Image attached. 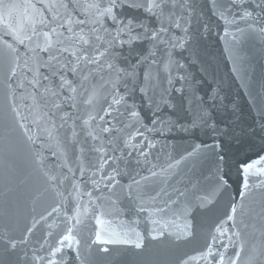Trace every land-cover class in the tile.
Here are the masks:
<instances>
[{
	"label": "snow or ice",
	"instance_id": "snow-or-ice-1",
	"mask_svg": "<svg viewBox=\"0 0 264 264\" xmlns=\"http://www.w3.org/2000/svg\"><path fill=\"white\" fill-rule=\"evenodd\" d=\"M38 3L42 7L27 3L26 7L31 9L27 23L17 24L13 22L12 17L13 11L19 6L0 0V55L11 57V77H15L16 70L21 67V47L24 49V79L18 81L17 87L24 90L21 93L22 99L26 92L27 98L31 100V104L26 107H29L33 116L32 124L36 130L23 122H20L19 126L30 144L35 145L41 137L43 138L40 148L34 153L35 162L52 188L57 202L46 214H42L39 220L34 219L19 238L0 236V264H68L69 252L74 254L76 261L83 264L78 228L89 216L95 219L100 229L96 231L92 243L125 244L143 249L144 237L139 232L135 233L133 240L129 238L128 233L120 235L104 227L110 222L104 219L103 205L97 201L110 200L111 197L106 196L105 192L111 193L118 186L121 190L127 189L126 196L134 203L135 210L148 213V221L153 225L149 233L151 239L172 237L179 241L190 238L193 235L192 220L188 217L191 216L194 206L187 200H179V196L185 195L180 189L174 190L178 196L172 198V193L165 187L175 175L174 170L182 160L166 164L148 161L150 152L145 151V148L150 150L155 148L156 144L141 131L145 126L141 123L140 112L135 101H130L129 98L139 91L148 106L153 109L154 117L162 106L171 108L166 95H161L159 100H156L149 94L154 89L161 71L166 74L172 91L181 94L185 92L184 83L180 87H173L174 80H188L187 72L180 74V70L186 69V65L176 58L175 53L191 49L190 28L192 13L195 10L194 0H180L179 3L177 0H85L84 3L80 0H38ZM213 7H220L216 0H213ZM250 7L252 10H249ZM61 8L64 10L62 18L54 11ZM125 8L142 12L144 17L129 16L125 13ZM176 8L182 10L179 15L174 11ZM233 9H236L240 21H256L258 17L255 15V9H260V13L264 15V0H253L251 5L249 0H229L227 8L219 11V16L225 23H238ZM45 11L51 13V16H46ZM226 12L231 15V19ZM153 18L155 26L146 22ZM251 27L249 24V28ZM174 30H179L182 35H177ZM260 31L264 33V27H261ZM229 34L225 32V35ZM146 41L147 52L134 49V45L144 44ZM158 52H162L163 57H166L161 58L162 67L160 59L157 58ZM133 55L136 57L135 62L131 60ZM141 69H144L142 74ZM173 71L176 75H173ZM141 75L142 84L137 87ZM25 81L30 88L26 87ZM8 87L11 89L12 85L9 84ZM167 92L168 89L165 90V93ZM195 99L198 101L199 110L195 112L189 125H181V130L209 129L218 134L219 129L211 117V109L219 99L218 94L212 93L207 99L197 95ZM101 102L102 114L96 112V106ZM13 112L17 117L21 116L15 105ZM77 121L80 123L77 124ZM94 121L98 122L93 124ZM152 123L154 126H167L169 131L174 126L173 121L164 118H154ZM117 124L122 127L118 128ZM125 128L131 129L123 139V146L128 151L117 156V147L113 146L111 151L107 147L113 144L115 138H105L102 134L121 132ZM66 130H70L69 135L64 134ZM146 130L151 132L163 129L154 127ZM88 142H91L89 152L96 155L86 161L83 144ZM45 150L60 162L59 180L51 174V169L45 166ZM134 153L138 164L141 163L139 158L143 157V162L150 165L147 169L149 175L128 173L125 160ZM219 159L223 161L224 156L221 155ZM237 168L242 177L238 193L239 203L233 199L225 218L214 225L209 242L198 257L207 264H238L240 253L243 251L242 243L239 250H236L241 232L229 231L225 225L230 223L231 229H236L237 214H243L246 195L252 189L264 188V180L252 184L249 182L252 175L264 177V156L240 161ZM125 175H129L131 183H121V178ZM57 180L58 184L53 187L52 182ZM65 182L68 187L63 191L59 190ZM156 183L160 185L159 189L150 192L152 185ZM86 185L90 186V190ZM229 187L227 173L218 170L215 186L205 195L196 198L198 203L195 207H210L215 203L216 197ZM93 193L98 195L94 197ZM161 194L170 198V202L165 201L163 206L155 203ZM84 196L88 197L86 203L83 201ZM68 204L71 207L63 213L61 220L66 227L55 244H48L46 254L41 255L40 253L45 251V240L39 249L32 248L29 254V249L23 246L28 244L36 225L47 221L53 214H60L61 208ZM171 205H177L179 215L184 220L182 226L176 225L175 220L164 219ZM176 214L173 210V215ZM47 226L52 228V224ZM102 232L105 234L104 238ZM52 235L51 231L46 233V237ZM229 247L234 250L231 255L227 254ZM100 251L108 252L109 249L104 247ZM181 264L189 262L185 259ZM248 264H264V241L259 249L252 250Z\"/></svg>",
	"mask_w": 264,
	"mask_h": 264
},
{
	"label": "water",
	"instance_id": "water-1",
	"mask_svg": "<svg viewBox=\"0 0 264 264\" xmlns=\"http://www.w3.org/2000/svg\"><path fill=\"white\" fill-rule=\"evenodd\" d=\"M4 2L19 6L13 11L12 17L13 22L17 24L27 23V18L31 14V9L26 7L27 3L31 2L38 8L42 7L38 0H4ZM80 2L84 3L85 0ZM177 2L179 3L180 0ZM252 2L253 0H249V5ZM194 3L195 10L192 13L190 28L191 49L183 53H175L176 58L186 65V69H181L180 74L187 72L188 80L186 82L174 80L173 87H180L184 83L185 92L181 94L172 91L167 83L166 74L161 71L154 89L149 94L156 100H159L161 95H166L172 105L171 108L162 106L154 117L153 109L148 106L139 91L129 98L130 101H135L140 112L141 123L145 126L141 131H144L148 139L156 144V147L150 150L145 148V151L150 152L148 161L166 164L182 160L174 170L175 175L165 187L172 193V198L178 196L174 190L180 189L185 195L179 196V200H187L194 206L191 216L188 217L192 220L193 235L179 241L172 237L151 239L149 233L153 225L148 221V213L135 210L134 203L126 196L127 189L121 190L118 186L111 193L105 192L106 196L111 197L110 200L97 201L98 204L103 205L104 219L110 222L104 227L120 235L128 233L129 238L133 240L135 233L139 232L144 237L145 247L136 249L133 245L92 243L96 231L100 229L95 219L89 216L88 220L78 228L83 264H181L185 259L189 264H207L198 257L205 250L214 225L225 218L233 199L239 203L238 193L242 177L237 168L238 162L264 156V33L260 31L261 27H264V15L260 13V9H255L258 19L245 22L239 20L236 9H233L232 12L236 13L238 23L228 24L220 18L219 11L227 8L229 0H216L219 9L213 7V0H194ZM249 10H252L251 7ZM54 11L61 18L63 17L62 8ZM124 11L129 16L144 17L142 12L128 8ZM174 11L179 15L182 10L176 8ZM44 14L51 16L47 11ZM225 14L231 19V15L227 12ZM146 22L155 26L154 18ZM249 24L252 25L251 28ZM174 31L177 35H182L179 30ZM226 31L230 34L225 35ZM134 49L147 52L148 42L134 45ZM23 53L24 49L21 47V67L16 70L15 77H11L13 67L11 57L0 55V236L16 238L31 226L34 219L39 220L40 216L46 214L57 202L52 188L49 187L35 162L34 153L40 148L43 138L32 145L26 140L19 126L20 122H23L29 128L36 130L32 124L33 116L29 107H26L31 104V100L27 98L26 92L22 99L21 93L24 90L17 87L18 81L24 79ZM190 54L191 59H189ZM162 57L163 53L158 52L157 58L160 59L161 67L163 59H166V57L161 59ZM135 59L133 55L131 60L135 62ZM140 71L142 74L144 69ZM173 75H176L175 71ZM142 80L141 75L137 87L141 86ZM9 84L12 85L11 89L8 87ZM25 85L30 88L26 81ZM166 89H168L167 93H165ZM212 93L219 96L216 106L211 109V117L219 133L214 134L209 129L199 128L182 131L181 125H189L195 112L199 110L195 96L199 95L207 99ZM102 104L103 102L96 106V112L100 114H102ZM13 105L21 113L20 117L13 112ZM81 109L83 110V105ZM24 117L27 119H23ZM58 117L59 113H57L59 122ZM154 118L171 120L174 126L170 131L164 125L154 126L152 123ZM97 122L94 121L93 124ZM79 123L80 121H77V124ZM116 126L122 127L121 124ZM154 127L163 130L151 132L146 130ZM128 131L131 129L125 128L121 132L102 134L105 138L109 136L115 138L112 145H107L109 151L113 146L119 149L115 153L117 156L128 151L123 146V139ZM64 134L69 135L70 130L64 131ZM81 139L83 140V136ZM217 144L219 147H216ZM90 146L91 142L83 144L86 161L96 155L94 152H89ZM78 148L79 146L77 150ZM43 155L45 166L51 169V174L57 176L59 180L60 162L55 157H51L47 150ZM221 155L224 156L223 161L219 159ZM139 159L141 163L138 164L135 153L126 158L128 173L135 175L139 172L141 175H149L147 169L150 165L143 162V157ZM218 170L227 173L230 187L220 193L210 207H195L198 203L196 198L205 195L215 186ZM58 180L52 182L53 187L58 184ZM260 180H264V177L256 175L249 177L250 184ZM121 183H131L129 175L123 176ZM67 187L68 184L65 182L59 190L63 191ZM85 187L90 190V186ZM159 187L158 183L153 184L150 192ZM97 195L98 193H93L94 197ZM87 200L88 197L84 196L83 201L86 203ZM165 201L170 202L169 196L161 194L155 203L163 206ZM243 205V214L239 212L237 214V228L231 229L230 223L225 225L229 231L241 232L236 250H239V245L242 243L243 251L240 253L238 264H248L252 250L259 249L264 241V188L252 189L246 195ZM70 207V204L62 207L60 214H53L47 221H41L36 225L28 244L23 246L29 249V254L32 248L39 249L45 240H47L45 251L41 252V255L46 254L48 244H55L66 227L61 222L63 213ZM173 210L177 212L176 215H173ZM164 219L175 220L176 225L180 226L184 223L177 205H171ZM48 224H52L51 229L48 228ZM49 231L53 235L46 237ZM104 235L102 232V238ZM233 239L236 240L235 237ZM104 247L109 251H100ZM233 251V248L229 247L227 254L231 255ZM67 255L68 264H80L75 260L74 254L69 252Z\"/></svg>",
	"mask_w": 264,
	"mask_h": 264
}]
</instances>
